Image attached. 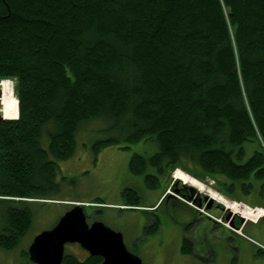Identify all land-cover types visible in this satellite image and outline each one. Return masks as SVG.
<instances>
[{"label": "trees", "instance_id": "1", "mask_svg": "<svg viewBox=\"0 0 264 264\" xmlns=\"http://www.w3.org/2000/svg\"><path fill=\"white\" fill-rule=\"evenodd\" d=\"M5 80L17 104L0 121L3 250L30 231L31 204L55 200L59 163L92 121L157 143L152 158H132L135 175L181 169L239 201L264 180V0H0ZM145 178L155 189L158 178ZM123 197L141 207L135 190ZM160 228L157 217L145 234ZM181 251L194 253L188 239ZM102 262L65 255L63 264Z\"/></svg>", "mask_w": 264, "mask_h": 264}, {"label": "rangeland", "instance_id": "2", "mask_svg": "<svg viewBox=\"0 0 264 264\" xmlns=\"http://www.w3.org/2000/svg\"><path fill=\"white\" fill-rule=\"evenodd\" d=\"M10 82L14 90L15 81ZM1 97L0 87L2 115L6 116L10 114L11 109L4 107ZM14 97L16 99L15 94ZM109 140H113V143L97 152L95 145ZM76 141L77 148L73 157L59 163L56 182L60 186V192L53 197L55 200L31 204L33 224L30 231L15 250L7 251L0 247V264H33L24 253L28 252L34 239L41 233L52 230L60 219L77 205L86 209L89 223L101 222L114 232L122 234L127 249L141 259L143 264H264V221L256 227L248 226L243 235L241 230L244 223L235 230L224 221L220 210L213 208L208 211L204 207L200 208L195 199H187L180 192H176L179 190L173 186L177 181L174 176L176 170L171 173L160 172L158 168L149 166L143 175H135L130 171V162L134 156L150 159L158 152V145L154 140L130 143L121 138L111 124L92 121L81 128ZM245 148L247 155L243 162L253 155L256 144L247 143ZM191 168L193 169L192 166ZM145 175L158 178L155 189L147 185ZM219 179L226 181L224 177ZM252 182L255 185L252 195L241 197L242 201L226 196L220 185L211 179L201 182L207 191L196 190L204 195H209L208 191H212L231 202L232 209H225H231L230 214L240 216L244 222L249 223L251 219L257 220L258 216L264 217L263 211H259L261 215H257L246 209H264V194L262 195L261 188L264 180ZM152 184L154 183L150 182L149 185ZM179 184L183 186V183ZM126 189L135 190L139 194L141 207L132 209L133 207L125 206L123 192ZM163 193L164 198L159 202ZM175 202L194 210L200 218L209 219L216 224L215 232L206 234L204 227L200 225L196 228L194 217H189L186 236L191 244L195 243L194 253L191 255L183 254L182 246L177 243L181 233L171 230L172 221L168 215L171 210L177 211L173 204ZM157 217L161 223L160 230L154 235H146V230L153 226ZM1 226L0 211V228ZM225 229L238 236H244L253 245H240V241L229 233L223 236ZM220 239L225 240V247ZM210 244H216L214 260L203 254L204 251H209ZM86 253L78 244H68L65 249L66 255L75 256L80 261L87 258Z\"/></svg>", "mask_w": 264, "mask_h": 264}, {"label": "water", "instance_id": "3", "mask_svg": "<svg viewBox=\"0 0 264 264\" xmlns=\"http://www.w3.org/2000/svg\"><path fill=\"white\" fill-rule=\"evenodd\" d=\"M18 118L19 113L14 120ZM1 120H5L3 115H0ZM180 182L177 181L176 188ZM183 186L191 191H197L191 186L185 184ZM204 202L208 211L213 204H219L209 195H205ZM199 207H203V204H199ZM240 219L243 224L244 219ZM231 227L237 229L234 224ZM68 244L80 245L90 257L101 258L103 260L101 264H143L141 259L127 249L122 234L114 232L101 222H95L90 226L85 208L79 205L66 213L52 230L43 232L34 239L28 250L30 259L35 264H63Z\"/></svg>", "mask_w": 264, "mask_h": 264}, {"label": "crops", "instance_id": "4", "mask_svg": "<svg viewBox=\"0 0 264 264\" xmlns=\"http://www.w3.org/2000/svg\"><path fill=\"white\" fill-rule=\"evenodd\" d=\"M164 198V193L162 194V196L160 197L159 199V202L161 201V199ZM174 204V207L177 208V211H170L169 213V217L171 219V230L175 233H178L180 232L181 235L178 236L177 238V243H179L181 246L184 242L185 239H188L190 241V239L186 236V226L187 224H189V217L192 215V217H194V222L195 223V227L198 228L200 225H202L206 231V234H209L210 232L216 230V227H215V223L209 219H205V218H200L198 216V214L194 211V210H191L190 208H187L186 206H183L177 202L173 203ZM154 208V207H153ZM171 215V216H170ZM262 221H264V219H261L258 223H252V222H247L246 223V226L243 228L242 230V234L245 235V230L248 226H252V227H256L257 225H259ZM226 230V229H225ZM183 231V232H182ZM195 231H193L194 233ZM226 233H229L230 235H232L235 239H237L238 241H240V245H242L243 243L244 244H249V245H253L252 243L248 242L244 236H238L236 234H233L232 231H229V230H226L224 232V235L223 236H226L225 234ZM184 238V240H183ZM221 242H222V246H224V243H225V240L224 239H220ZM191 242V241H190ZM193 247L195 246V243H192ZM216 244H210L208 245L209 247V251H204L203 254H205L206 256H208V258L210 260H214L216 259ZM257 247V246H255ZM242 248V246H241ZM202 254V255H203ZM201 259H205L204 257H201Z\"/></svg>", "mask_w": 264, "mask_h": 264}, {"label": "bare ground", "instance_id": "5", "mask_svg": "<svg viewBox=\"0 0 264 264\" xmlns=\"http://www.w3.org/2000/svg\"><path fill=\"white\" fill-rule=\"evenodd\" d=\"M0 87H1V92H2L1 102L3 103L4 107L11 109V111L16 110L17 100L14 97L13 85L11 84L10 80L4 81L0 85ZM174 176H175L176 180H179V181H181V183L197 189L199 192L207 191L201 182H199L197 179L191 177L190 175H188L187 173H185L184 171H182L180 169L176 170V172L174 173ZM208 194L211 198H213L218 203L225 205V207L232 209L233 206L231 207V205H232L231 202H229L226 199L222 198L221 196L213 193L212 191H208ZM230 210H228V211H230ZM28 256L30 258L29 252H28ZM32 263L35 264L34 262H32Z\"/></svg>", "mask_w": 264, "mask_h": 264}, {"label": "flooded vegetation", "instance_id": "6", "mask_svg": "<svg viewBox=\"0 0 264 264\" xmlns=\"http://www.w3.org/2000/svg\"><path fill=\"white\" fill-rule=\"evenodd\" d=\"M177 188L179 189L180 193L182 196L186 197L187 199H195V203H197V206H199V204H203L206 208L207 204L204 202V199H205V195L204 194H201V193H198L197 191H191L189 188H186V187H183V186H180V184L177 186ZM217 209V210H220L222 212V216L224 218V221L228 222L230 225H235L236 228H240L242 227V223H241V219L239 216H236V215H233V214H230L229 211H225L224 212V205H218V204H213L212 208L211 209ZM210 209V210H211ZM85 213H86V209H85ZM87 217V215H86ZM229 218V219H227ZM87 222H88V217H87ZM94 222L92 223H89L88 224L91 226ZM246 224H243V227H245ZM87 254V258L90 256L89 253H86ZM66 255V254H65ZM86 258V259H87Z\"/></svg>", "mask_w": 264, "mask_h": 264}, {"label": "built area", "instance_id": "7", "mask_svg": "<svg viewBox=\"0 0 264 264\" xmlns=\"http://www.w3.org/2000/svg\"><path fill=\"white\" fill-rule=\"evenodd\" d=\"M249 212H251V213H256V212H258V211H263V210H259V209H257V208H255V209H252V208H246ZM263 213H264V211H263ZM257 214V213H256ZM264 215V214H263ZM261 216H258V219L260 218ZM258 219L257 220H250V221H252V222H257L258 221ZM218 222V221H217Z\"/></svg>", "mask_w": 264, "mask_h": 264}]
</instances>
